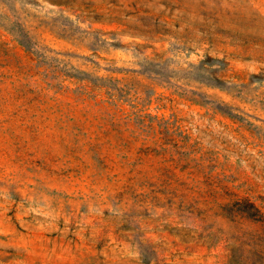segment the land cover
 <instances>
[{
	"label": "rangeland",
	"instance_id": "374dc122",
	"mask_svg": "<svg viewBox=\"0 0 264 264\" xmlns=\"http://www.w3.org/2000/svg\"><path fill=\"white\" fill-rule=\"evenodd\" d=\"M0 264H264V0H0Z\"/></svg>",
	"mask_w": 264,
	"mask_h": 264
}]
</instances>
